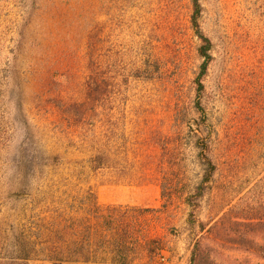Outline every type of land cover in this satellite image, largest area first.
<instances>
[{"label":"rangeland","instance_id":"obj_1","mask_svg":"<svg viewBox=\"0 0 264 264\" xmlns=\"http://www.w3.org/2000/svg\"><path fill=\"white\" fill-rule=\"evenodd\" d=\"M201 3L213 59L199 98L189 0H0L2 264H50L26 247L47 219L65 241L90 219L100 241L108 206L149 242L128 264H191L215 222L233 233L203 242L212 258L264 264L237 225L264 220V0ZM203 144L217 171L191 216Z\"/></svg>","mask_w":264,"mask_h":264},{"label":"trees","instance_id":"obj_2","mask_svg":"<svg viewBox=\"0 0 264 264\" xmlns=\"http://www.w3.org/2000/svg\"><path fill=\"white\" fill-rule=\"evenodd\" d=\"M192 5V15L190 19L191 29L194 32L196 38L200 41L201 46L198 48V53L202 59V65L200 66V73L196 81L197 94L199 98L202 97L204 92L203 80L208 73L209 66L212 62L211 48L212 44L209 38L204 34L201 27L202 18V3L201 0H189ZM200 106V102L198 104ZM208 144H203L200 154V164L204 168L205 177L200 182L197 188L194 189V194L188 196L185 203L191 208V216H194L201 208V202L205 196L206 186H210L215 174L216 166L212 162L210 157ZM100 155H97L94 161L95 165L92 166L93 171H98L101 167ZM94 199L93 208L95 211L101 209V205L97 202L96 194H91ZM165 196V191L162 193ZM165 207V205L163 206ZM113 207L108 206L105 208L107 212L103 219V226L107 228L110 233L108 236L102 238L100 241H93L90 238V227L93 225L91 220L88 219L83 223L85 231L88 230L87 237L79 240L65 241V238H58L61 233L66 231V225L62 228L54 221L47 219L44 226L38 229L36 236L33 234L26 237V247H30L32 254L40 253L41 260L50 264H72V263H104V264H128L131 258L130 252L134 253L141 247L149 248V242L145 238H140L133 234L132 224L125 223V219L121 221H114ZM53 223V224H52ZM222 223L215 222L212 226L207 228V225L203 223L199 224L200 233L202 236L196 243V246L191 255V264H219L217 260L212 258L211 252L208 251L203 242L210 239L211 235L226 239L231 233V230L224 229ZM245 228L242 234L254 235V241L250 244V249L260 250L258 242L255 238L263 237L264 239V220L253 219L247 223L237 224ZM106 231V233H108ZM26 232V231H25ZM68 233V232H67ZM66 234V233H65ZM70 234V233H68ZM63 236V234H62ZM156 244L155 242H153ZM101 253L104 258L97 257L98 253ZM32 258L27 256L19 259L20 264H30L38 258ZM2 264V262H0Z\"/></svg>","mask_w":264,"mask_h":264}]
</instances>
